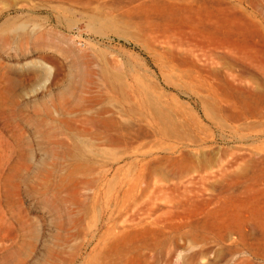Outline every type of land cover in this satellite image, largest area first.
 Masks as SVG:
<instances>
[{
    "label": "rangeland",
    "instance_id": "1",
    "mask_svg": "<svg viewBox=\"0 0 264 264\" xmlns=\"http://www.w3.org/2000/svg\"><path fill=\"white\" fill-rule=\"evenodd\" d=\"M0 264H264V0H0Z\"/></svg>",
    "mask_w": 264,
    "mask_h": 264
}]
</instances>
